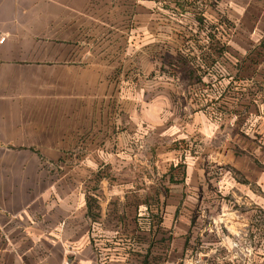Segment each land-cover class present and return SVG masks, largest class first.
Masks as SVG:
<instances>
[{
    "label": "crops",
    "instance_id": "0c3cea01",
    "mask_svg": "<svg viewBox=\"0 0 264 264\" xmlns=\"http://www.w3.org/2000/svg\"><path fill=\"white\" fill-rule=\"evenodd\" d=\"M1 39L0 264H264V0H0ZM232 39L212 87L237 175L195 145L184 181L166 59Z\"/></svg>",
    "mask_w": 264,
    "mask_h": 264
},
{
    "label": "rangeland",
    "instance_id": "374dc122",
    "mask_svg": "<svg viewBox=\"0 0 264 264\" xmlns=\"http://www.w3.org/2000/svg\"><path fill=\"white\" fill-rule=\"evenodd\" d=\"M204 9H206L205 5H200L198 10L199 14L203 15L202 12L205 11ZM233 24L234 26H236L238 23L235 21L233 22ZM152 40L153 39L150 38L137 39V41H143L144 43L150 42ZM171 40L174 39H168V41L172 42L173 45V41ZM234 40L236 41V39H232V49H234L235 51L232 50L230 53V57H225L224 59H218V56H216L215 60H207L205 54L194 53L192 52V48L190 46H185L187 50L185 49L182 54L185 60L183 64L184 68H188L190 72L188 74H185L179 71V68H182L181 65L175 69H172V71L170 70V75L172 77H179V80L176 83L178 85L177 89L174 90L176 84H173L172 90L169 91L171 95H174L175 97L174 107L176 108L177 115H180L183 120V138L182 140L177 141V144H181L183 154L181 160L177 165H180L181 169L183 170L184 181L186 177V168L192 162L191 158L195 157L194 161L198 159L197 156H192L191 153L193 152V149L191 150V148H193L195 145H198L199 147L204 146L205 149H208L209 153H207L206 155L203 154V156L199 157L200 159L198 160V164L204 165L206 172L210 173L213 176L215 175V178H217L216 180L220 182V185V180L223 179L225 175H237V173L232 171V169L230 170L228 162L224 160L225 157L223 154L224 144H226L227 142L235 141L233 138L234 133L232 130L234 128V125L232 124V127L230 128L231 122L229 121V116L227 115L228 112H223L222 104L216 101L218 99L217 91L212 87L214 79H216L217 81V79L223 76L227 77L231 75L232 77H234L237 75L234 67L235 63L244 58L245 55L238 52L239 47L235 46L237 44H235ZM154 45L156 44L154 43L152 45L153 47L151 51H156V54H159V48L154 47ZM247 60L252 62L254 60V56H248ZM206 62H210V64L205 65ZM144 71L147 75L149 69L145 68ZM251 72L252 71L249 69V67L247 68V70H242L243 75L246 73L245 75L247 76H249ZM151 73H153V70H151ZM178 73H180V76H177L179 75ZM208 82L211 85L207 86ZM157 88L158 86L156 85L154 87V90H156ZM215 88L217 89V87ZM231 104L234 105L235 103L231 102ZM233 105H231L232 107L224 109H228L230 113L232 111H237L238 103L235 106ZM236 107L237 109H235ZM249 107L250 105H248V109ZM256 109L258 111L257 105H253L252 107H250L251 112H255ZM196 112L199 113V128L202 129L203 127L204 133H202L200 129H198L196 125H194V120L192 121V117ZM237 120L238 119L235 118V121ZM136 121L137 120H135V122ZM236 125H238V122L236 123ZM206 127H208V129L210 127L209 130L214 129V131H210V133H212V139L207 136L208 132H206ZM237 140L238 139H236V141ZM146 142H153L152 138H147ZM157 167L158 168L153 172V175H156L158 177L163 176V173L169 169L161 161L157 162ZM184 188H186V186H184ZM216 205L219 204L216 203Z\"/></svg>",
    "mask_w": 264,
    "mask_h": 264
},
{
    "label": "trees",
    "instance_id": "16d2710c",
    "mask_svg": "<svg viewBox=\"0 0 264 264\" xmlns=\"http://www.w3.org/2000/svg\"><path fill=\"white\" fill-rule=\"evenodd\" d=\"M167 60V62L169 63V65L170 66H174V67H178V66H182V68L180 67L179 68V71H181L182 73H185V74H188L190 71H189V69L188 68H184V62H185V60H184V57L182 56V55H177L175 58L173 57V58H171V59H166Z\"/></svg>",
    "mask_w": 264,
    "mask_h": 264
},
{
    "label": "built area",
    "instance_id": "2783aa9c",
    "mask_svg": "<svg viewBox=\"0 0 264 264\" xmlns=\"http://www.w3.org/2000/svg\"><path fill=\"white\" fill-rule=\"evenodd\" d=\"M4 40H5V39H1V40H0V43H3V42H4Z\"/></svg>",
    "mask_w": 264,
    "mask_h": 264
}]
</instances>
